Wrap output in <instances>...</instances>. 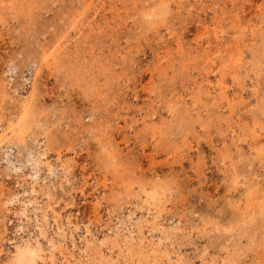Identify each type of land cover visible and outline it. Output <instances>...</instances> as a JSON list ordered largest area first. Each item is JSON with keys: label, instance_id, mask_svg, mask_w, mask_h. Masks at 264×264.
Segmentation results:
<instances>
[{"label": "rangeland", "instance_id": "374dc122", "mask_svg": "<svg viewBox=\"0 0 264 264\" xmlns=\"http://www.w3.org/2000/svg\"><path fill=\"white\" fill-rule=\"evenodd\" d=\"M0 264H264V0H0Z\"/></svg>", "mask_w": 264, "mask_h": 264}, {"label": "bare ground", "instance_id": "6f19581e", "mask_svg": "<svg viewBox=\"0 0 264 264\" xmlns=\"http://www.w3.org/2000/svg\"><path fill=\"white\" fill-rule=\"evenodd\" d=\"M51 243L54 246V243L53 242H51ZM36 247L37 248L26 247L24 249H20L19 258L23 259L25 257V255H27L28 257L31 258L32 261H35L34 256H38V253L42 251L40 244H38V246H36Z\"/></svg>", "mask_w": 264, "mask_h": 264}]
</instances>
